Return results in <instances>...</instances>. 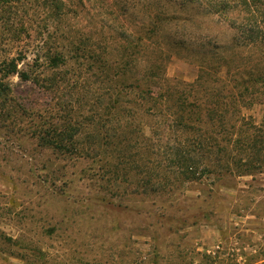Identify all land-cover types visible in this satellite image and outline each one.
<instances>
[{
	"label": "rangeland",
	"instance_id": "rangeland-1",
	"mask_svg": "<svg viewBox=\"0 0 264 264\" xmlns=\"http://www.w3.org/2000/svg\"><path fill=\"white\" fill-rule=\"evenodd\" d=\"M124 1L0 0V264H264V0L205 58Z\"/></svg>",
	"mask_w": 264,
	"mask_h": 264
},
{
	"label": "trees",
	"instance_id": "trees-1",
	"mask_svg": "<svg viewBox=\"0 0 264 264\" xmlns=\"http://www.w3.org/2000/svg\"><path fill=\"white\" fill-rule=\"evenodd\" d=\"M239 0H233V2H227L226 0H126L124 1V6L127 9H135L142 5L151 8L153 16L151 14H145L143 22L139 25L136 32H151V39L157 40L158 34L165 31L170 37L171 45L174 48V53L181 48H185L187 51H191L192 46L196 43L204 45V52L200 53L202 58H205L207 54L212 52V47L218 50H214L216 53H220L219 47H226L228 45H217L214 46L213 41L217 42L219 36L215 33L207 31V33H198L194 27L195 23L198 24V20H201L203 26L208 27L207 24L212 20V16H217L218 18L228 16L227 10L230 7V4H237ZM127 2V3H126ZM250 10L248 11V17H246L247 24L239 25L235 21L233 24H229L230 29V47L233 48L236 45L249 46L250 48L256 46L257 34L259 30L256 26L257 24V15L255 10L250 4L254 1L243 0ZM252 7V8H251ZM252 9V10H251ZM145 13V12H143ZM196 15L200 18L196 19ZM211 19V20H210ZM237 19V18H235ZM231 19H228V22ZM213 21V20H212ZM228 25V24H227ZM132 32H135V27H130ZM204 32V31H202ZM185 35L184 43L180 40V36ZM264 36V35H263ZM147 38H150V35H147ZM225 40V39H224ZM198 41V42H196ZM220 41V40H219ZM178 48L177 51H175ZM232 51L230 52V56ZM228 52L226 55H223V62L229 61Z\"/></svg>",
	"mask_w": 264,
	"mask_h": 264
}]
</instances>
